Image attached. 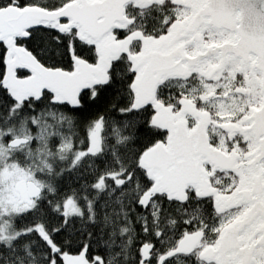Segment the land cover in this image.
I'll use <instances>...</instances> for the list:
<instances>
[{"label":"snow or ice","instance_id":"obj_1","mask_svg":"<svg viewBox=\"0 0 264 264\" xmlns=\"http://www.w3.org/2000/svg\"><path fill=\"white\" fill-rule=\"evenodd\" d=\"M0 264H264V0H0Z\"/></svg>","mask_w":264,"mask_h":264},{"label":"trees","instance_id":"obj_2","mask_svg":"<svg viewBox=\"0 0 264 264\" xmlns=\"http://www.w3.org/2000/svg\"><path fill=\"white\" fill-rule=\"evenodd\" d=\"M96 109H92L91 111H95ZM85 115H87V114H85Z\"/></svg>","mask_w":264,"mask_h":264}]
</instances>
